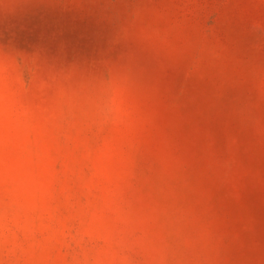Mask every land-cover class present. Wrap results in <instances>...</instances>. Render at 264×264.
<instances>
[{
  "label": "clouds",
  "instance_id": "1",
  "mask_svg": "<svg viewBox=\"0 0 264 264\" xmlns=\"http://www.w3.org/2000/svg\"><path fill=\"white\" fill-rule=\"evenodd\" d=\"M0 264H264V0H0Z\"/></svg>",
  "mask_w": 264,
  "mask_h": 264
}]
</instances>
